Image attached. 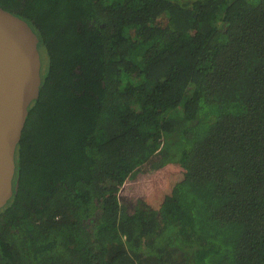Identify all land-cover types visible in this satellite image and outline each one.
Returning a JSON list of instances; mask_svg holds the SVG:
<instances>
[{
  "label": "trees",
  "instance_id": "obj_1",
  "mask_svg": "<svg viewBox=\"0 0 264 264\" xmlns=\"http://www.w3.org/2000/svg\"><path fill=\"white\" fill-rule=\"evenodd\" d=\"M41 85L0 264H264V0H0Z\"/></svg>",
  "mask_w": 264,
  "mask_h": 264
},
{
  "label": "water",
  "instance_id": "obj_2",
  "mask_svg": "<svg viewBox=\"0 0 264 264\" xmlns=\"http://www.w3.org/2000/svg\"><path fill=\"white\" fill-rule=\"evenodd\" d=\"M37 46L26 21L0 7V209L15 191V150L41 85Z\"/></svg>",
  "mask_w": 264,
  "mask_h": 264
}]
</instances>
